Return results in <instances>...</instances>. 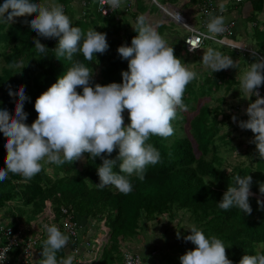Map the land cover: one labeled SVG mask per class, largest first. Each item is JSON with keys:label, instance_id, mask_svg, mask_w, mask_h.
<instances>
[{"label": "clouds", "instance_id": "1", "mask_svg": "<svg viewBox=\"0 0 264 264\" xmlns=\"http://www.w3.org/2000/svg\"><path fill=\"white\" fill-rule=\"evenodd\" d=\"M235 1L241 3L245 0ZM97 2L98 9L104 16L120 9L126 12L129 7V0ZM177 3L160 5L165 18L155 27L149 23L154 17L147 15V20L142 14L131 24L138 34L132 38L130 46L122 44L117 49L119 56L128 61V70L122 71V83L93 85V71L84 63L74 61L55 83L37 97L34 107L38 115L31 125L26 123L28 114L24 111V104L29 97L26 96L24 86H20L17 92L9 88V96L18 95V100L14 115L7 109H0V133L6 137L4 147L7 153L6 167L0 168V181H4L11 173L28 182L42 171L43 163L58 166L71 164L85 160V154L94 160L99 157L102 161L97 167L98 189L113 186L126 195L133 187L129 177L135 174L140 180L145 178L147 166L161 161L160 152L147 141L152 136L167 139L174 135L171 122L177 118V110H187L183 95L187 85L197 78V73L187 68L181 58L175 55L174 48L167 45L157 31L158 26L171 19L189 28L183 41L186 47L189 44V51H194L198 47L187 39L195 31H204L205 20L209 18L206 23L207 32L201 35L211 40L217 36L221 40V34L226 30L225 24L229 23L222 15L226 10L225 5L219 4L218 10L212 0H207L204 4L214 9L208 15L201 9L195 13L201 19L202 28L197 29L194 14L183 12ZM105 5L111 9L108 13H103L100 9V6ZM25 16L32 17L25 23L37 33V37L58 38L56 47L52 49L57 59L72 61L74 54L79 52L85 60L91 62L94 55L104 54L109 48L106 33L96 29H88L85 33L79 27L72 26L61 5L35 3L33 0H4L0 4V22L14 23L16 18ZM173 37V44L176 45L178 37ZM180 39L182 43V38ZM33 43L38 53L47 56L46 45L39 38H33ZM229 44L255 52L244 47L242 42ZM202 64L213 73L238 68L231 57L212 48L204 52ZM8 67L17 69L16 73H19L25 66L13 61ZM239 80L241 92L257 97L245 110L248 119L239 121V127L252 131L254 139L251 142L256 145L260 159L264 160V95L261 97L258 91L264 85V58L253 62L239 76ZM78 88H82V93L77 91ZM125 110L130 120L128 124H125L123 115ZM232 119L236 122L237 118L233 115ZM117 149L116 157L109 158ZM117 166L119 172L114 170ZM233 180L234 185H229L222 200L218 202V207L225 211L235 207L244 214L251 215L249 198L253 195L252 176L242 177L237 174ZM259 191L264 194V183L260 184ZM257 203L264 208V200L258 199ZM44 213L47 214L48 210L37 214V219ZM189 229L190 234L183 239L194 244L195 248L179 257L181 264H233L221 239L215 236L208 238L195 226ZM42 230L46 233V239L43 241L39 264H58L56 253L67 246L70 235L62 233L55 224H44ZM104 237L103 240L106 239ZM177 238H181L179 231ZM261 247L264 248V245ZM141 254L144 258L143 251ZM34 257L33 254L30 264ZM5 259L6 253L0 254V262ZM59 264H72V258L62 259ZM239 264H264V252L257 249L254 255L245 254Z\"/></svg>", "mask_w": 264, "mask_h": 264}, {"label": "trees", "instance_id": "2", "mask_svg": "<svg viewBox=\"0 0 264 264\" xmlns=\"http://www.w3.org/2000/svg\"><path fill=\"white\" fill-rule=\"evenodd\" d=\"M72 1L58 0L56 3L63 6L64 13L71 20L72 26L79 27L85 33L88 29L106 33L108 50L104 54L94 55L91 62L85 60L83 54L79 52L74 54L72 61L65 58L57 59L53 55L52 49L56 47L58 38L37 37V33L30 28L29 24L25 23L26 20L30 21L31 16L18 17L14 23L0 22V109H7L10 114H15L18 95L9 96V88L13 92H17L23 85L26 96L29 97L24 104V111L28 114L26 123L29 125L38 115L34 107L37 97L55 83L72 66L74 61L84 63L93 71V85L95 83H122V71L128 70V61L119 56L117 49L122 44L130 46L132 38L138 34L132 28L130 19L121 17V14H118L120 10L114 11L109 16H104L98 9L97 0H83V11L77 17V11L74 9L75 4L73 5ZM3 2L4 0H0V4ZM33 2L49 3L47 0H33ZM202 2L199 0L198 5H202L200 4ZM249 2H252V15L247 20L246 30L248 33L254 30L253 35L255 32L258 35L264 34V24H260L262 19H257L258 15L255 13V11H262L264 0H249ZM91 3L96 5V10L102 19L98 20L94 12L89 10ZM205 8L206 5L203 4L201 10L205 12ZM125 13L122 10V15ZM138 16V12L135 11L132 15L135 22ZM228 24L233 29L232 34H223L220 37L221 40L218 41L207 39L201 47L208 42H219V45L229 46L239 57H248V54L255 53L229 44L240 42L236 38L238 32L235 22ZM165 30V24L158 26L157 31L161 36L165 35ZM33 38H39L41 43L46 45L47 56L44 57V54L37 52ZM165 41L169 47L174 48L175 55L180 58L176 45L171 40ZM255 41L257 42L256 39ZM182 43H184L183 38ZM243 46L246 47L245 43ZM201 47L194 51H189V48L186 47V50L195 53L198 50L201 51ZM222 54L224 55L223 52ZM258 55L264 58L263 54L258 53ZM257 57V61H259L260 57ZM241 60L243 59L240 58L234 62L240 65L242 64V62L239 63ZM13 61L23 63L25 67L21 72L16 73L17 69L8 67ZM181 61L187 67L183 59ZM189 69L193 71V69ZM233 69L235 68L215 72V78L220 80L224 75L225 78L230 76L229 80L232 79L231 82L235 83L233 80L235 78L234 71H228ZM96 70L100 71V79L95 76ZM203 72L208 76L213 74L211 70H203ZM77 91L82 93V88H78ZM259 94L263 96L264 90L262 89ZM186 95L187 91L184 92L183 102L188 105L191 97L186 98ZM125 111L124 117H127L125 124H128L130 120L127 110ZM222 113L225 114L223 118L220 117ZM232 117L233 114L227 113L222 106L203 105L191 118L186 116V112L177 110V118L171 122L174 135L167 139L152 136L147 141L160 152L161 161L156 165L147 166L143 180H140L135 174L129 177L133 187L132 191L126 195L118 192L113 186H107L102 190L98 189L96 187V183H99L97 167L102 161L99 157L94 160L85 154V160L71 164L65 163L58 166L42 162V171L28 182H25L24 178L19 175L9 173L4 181H0V210L8 202L18 198L27 203H38L35 209L42 208L41 211H38L40 213H43L46 208H50L52 217L50 216L46 221L49 220V223L61 226L63 230H65L64 223L67 219L72 223L76 222L79 229V220L81 219L86 220L88 228L91 226L101 227L100 229L106 235L105 246L111 247V250L108 255V248L104 246L105 250L101 254L103 259L100 256L98 264H107L110 258V264H116L122 258L123 251L120 248H123V241L130 240L133 236L137 237L143 229L148 231L149 223L153 222L154 224L164 214L173 219L182 212L190 214L193 226L202 230L206 237L215 236L221 239L226 246L228 258L233 264H239L243 255H254L260 244H264V208H261L257 203L258 199L264 200V194L259 191L260 184L264 183V160L260 159L256 145L251 142L254 138L248 139L246 131H242L239 132V135H244L246 140L248 139V142L250 140L253 144L252 146L249 144L253 151L247 149L244 153L250 161L245 163L243 159L232 166L230 163L226 164L220 151V145L223 144L220 140L227 138L228 143L225 142V145L229 147L230 141L237 139V135H233L232 130L222 131L223 126L232 121ZM187 123H189L191 133L186 132ZM193 127L198 132V136L194 133ZM5 141L6 137L0 133V168L6 167ZM230 148L235 149V147ZM117 154L118 149L109 158L114 159ZM208 155H210L209 158ZM114 170L119 172L118 166ZM237 174L242 177L252 176L251 192L253 195L249 198L252 208L251 215L244 214L235 207L227 211L218 207V202L222 200L229 185H234L233 177ZM39 197L42 202L48 201L41 205L37 200ZM117 221L124 222L120 229L115 225ZM179 226L183 228V225ZM9 227L13 229L14 235L21 237L23 241H27V238H24L27 231L36 232V228L31 225V222L24 229L17 217H13ZM18 231L21 232V235H18ZM185 234L190 233L185 231ZM8 241L9 239L5 237V242ZM157 242L152 245L146 244V251L149 248H155ZM164 245L167 246V242ZM189 248L194 249L195 245L192 244ZM261 252H264V248ZM148 253L147 251V256ZM182 254L184 252L180 253L179 257ZM151 255V260L143 258L142 264H150L149 261L157 264H181L180 259L164 256L163 259L157 260L156 252H151Z\"/></svg>", "mask_w": 264, "mask_h": 264}, {"label": "rangeland", "instance_id": "3", "mask_svg": "<svg viewBox=\"0 0 264 264\" xmlns=\"http://www.w3.org/2000/svg\"><path fill=\"white\" fill-rule=\"evenodd\" d=\"M93 1V0H90ZM49 3H56L54 0H47ZM178 2V0H129V7L126 11L127 14L122 15V9L118 12V14H121V17L130 19L129 16H132L135 11L138 12L139 15H144L147 18V15L150 14L149 16L154 17L149 23L152 26H156L158 23H162L164 19V15L162 13L160 5H167L168 3H175ZM74 5V3L72 2ZM75 7V8H74ZM73 8L77 11V17H79L83 11V1L80 3L75 4ZM77 8V9H76ZM79 8V11H78ZM89 10L91 12H94L95 16L97 19H102V16H100L96 10V5L94 3H91V6L89 7ZM255 13L258 15L257 19L259 18L260 12L255 11ZM148 20V18H147ZM194 21L195 23V28L201 29V19L199 14H194ZM131 22V20H130ZM264 24V20L262 22L260 21V24ZM166 24V30H165V35L163 34L162 37L164 40H171L172 42H175L173 39V36H177L176 40V48L179 50L180 53V58L181 60L183 59V62L187 64V67L193 69L194 72L197 73V78L191 81L187 87V95L186 98L191 97L190 103L187 105V110L184 111L186 112V116L188 118H191L194 116V114L197 112L199 108H201L203 105H209L210 107L213 106H222V108L225 109L227 113H231L236 116V122L230 121V123L225 124L223 126L222 131L226 132L229 129L232 130L233 135H237V139H234L230 141L229 147L225 145L227 142V138L220 140L223 144L220 145L221 147V154L224 156L226 160V164L230 163L231 166L242 161L244 159L245 163H248L249 157L244 155L245 151L247 149H251L253 151L249 144L252 146L253 144L248 142V139H253L254 134L252 133L251 130H246V129H241L239 127V121L241 120H247L248 116L246 114V109L249 106L250 103L255 101L257 97L255 95L241 92L240 91V80L239 76L247 70L250 65L258 60L261 59V56L258 55V53L264 55V34L258 35L256 32L254 35L252 33H247V42L245 43L246 47H249L250 49H255V53L249 55L248 57H239L238 55L234 54V50H231L229 46H222L219 45V42H208L204 44L201 47V51L198 50L195 53H190L186 50V46L184 43H181V39L183 38L187 32H189V28L184 27L182 25L177 24L174 20L169 19L168 21L165 22ZM241 34V33H239ZM239 39H243L241 35H238ZM257 40V42L255 41ZM212 48L215 51L223 52L224 55L229 56L233 59V61H238L240 58L241 60L239 63L242 62V64L238 65L239 67L233 70H228V71H234L233 75L235 78L233 79L235 83H232V79L229 80L230 76H227L225 78V75L218 80L215 78V72L213 74H203V70H209L205 68V66L202 64V57L204 52ZM242 56V55H241ZM249 56H252L251 58ZM238 59V60H236ZM251 63V64H250ZM95 76L100 79V71L96 70ZM211 76V77H210ZM264 90V85H261L258 88L259 93L261 90ZM262 96V95H261ZM224 100V101H223ZM192 106V107H190ZM126 112V111H125ZM123 113V115H126V113ZM225 114H221L220 117L223 118ZM125 121L127 123V117L125 116ZM194 128V133L196 136H198V132ZM180 130V129H179ZM246 131V136L248 139L246 140V137L244 135H239V132ZM186 132H190V127L189 123H187V129ZM226 142V143H225ZM230 147H235L233 150ZM208 158L210 155L207 156ZM259 197V196H258ZM39 203L45 204L46 200L42 202V199L39 197L37 198ZM38 203H27L26 201L20 200L18 198H15L14 200L8 202L4 208L0 210V213L3 214L2 220H0V226H3L4 228H7L9 224L11 223V220L13 217H17L20 219L21 224L23 226L28 227L29 222H31V219L37 220V214L39 213L38 211H41L42 208H37L35 209L36 205ZM41 207V206H40ZM49 216H52V210L47 213ZM82 220V219H81ZM84 220V219H83ZM123 221H117L116 226L120 229L121 224H123ZM183 225V228H180L179 225ZM193 226L192 222V217L190 214H183L180 212L175 218L171 219L167 214H164L159 220L155 221L154 224L153 222H150L148 225V231L147 230H141V233L136 237L133 236L130 238V240H125L121 241L123 248H120L123 253H122V258L119 262V264H124L125 261V252H132L136 253L137 251H140L142 253H145L146 251V245L143 244L146 240V236L148 240L151 238H155L158 240L156 244V248H153L152 251L149 252V255L144 254V258L146 260H151L152 255L151 252H156L157 260L163 259L164 256L168 258H174V259H179V255L182 252H186L188 250H191L189 248L192 243L191 242H185L183 239L185 234V231L190 233L191 231L189 228ZM102 231L101 229L97 230ZM181 233V238H177V232ZM115 232V230H114ZM36 232H33L35 234ZM116 234V232H115ZM151 236H150V235ZM98 238V236H96ZM101 239V238H100ZM114 240V238H113ZM167 242V246L164 245V243ZM95 246H98V243H94ZM140 244V247H139ZM143 244V245H142ZM261 245H264L263 243L260 244L259 250L262 251ZM102 246V245H101ZM107 247V246H106ZM183 247V248H182ZM111 247L107 249V254H110ZM101 251L103 252L104 249L96 250L95 252ZM148 251V250H147ZM99 252V253H101ZM95 256V255H93ZM103 256V255H102ZM101 256V258H102ZM99 257L95 256L90 262V264H98L100 261ZM111 258L108 259L107 264H110ZM151 264H157L156 262H153Z\"/></svg>", "mask_w": 264, "mask_h": 264}, {"label": "crops", "instance_id": "4", "mask_svg": "<svg viewBox=\"0 0 264 264\" xmlns=\"http://www.w3.org/2000/svg\"><path fill=\"white\" fill-rule=\"evenodd\" d=\"M54 1L56 3H58V0H54ZM81 1H83V0H73L72 2L77 5V3H80ZM202 1L203 2L200 4L203 5L207 0H202ZM208 1H211V0H208ZM212 1L216 5L218 10H219V4L223 3L225 5L226 10L222 13V15L225 18V21L226 22H235L236 31L238 32V35H241L243 37V39H240L239 42H242V43L247 42V44H248V40H247L248 30H246V29H247V20L249 18H251V15H252V13H251L252 2H249L248 0L242 1L241 3H236L235 0H212ZM198 3H199V0H197V1H195V0H178L177 5H179L178 8L180 10H182L183 12L195 14L196 12L200 11L201 6H202V5H198ZM125 5H127L126 2H125ZM78 11H79V8H78ZM149 15L150 14H148V16ZM259 18L264 20V7H263L262 11L260 12ZM130 20H131V24L135 23L132 16H130ZM253 31H251L249 33H252ZM239 33H241V34H239ZM238 35L236 37L237 39H239ZM46 210H48V212L51 211L50 208H46ZM39 214L40 213H38V215ZM1 216H3V215L0 213V217ZM50 216L48 214L44 213L42 215V217L40 216L37 220L31 219V225L36 228V233L33 234V232L27 231L25 238L37 237L38 241H39V245L36 246V251H34V256H35L34 260H32L31 264H39L40 259H42V246H43V241L46 239V233L42 230V226L44 224L52 225L51 223H49V220L46 221V219L49 218ZM79 221H80V229H79L80 234H79V240L78 241L74 240L71 236H69L68 233L65 230H63L61 226L55 224L61 230L62 233L69 236V241H68L67 246L64 247L63 249H61L60 252L56 253V259H57L58 264L62 259H67L69 257L72 258V264H90V262L92 261L91 258H93L97 255H98L97 257H100L101 254H103V252H101V251L95 252L96 250L104 249V246L106 244V243H104L105 241L103 240V237L106 235L102 231H98V232L96 231V230H99L101 227L99 228L96 226H91V228H88V226L86 225L87 222H85L86 221L85 219L84 220L82 219ZM21 226L24 229L26 228V226H23L22 224H21ZM96 236H98V238H96ZM94 241L96 243H98V246L97 245L95 246V244L93 243ZM156 241H158V240L155 238H151L150 240L147 239L145 241V243H143V244L152 245ZM152 249L153 248H149L148 252H150V250H152ZM12 252L15 253L16 251L12 250ZM99 252H101V253H99ZM144 254L146 255L147 251H145ZM93 255H95V256H93ZM16 259H18V258H16ZM119 262H117L116 264H119ZM149 263L151 264V261H149Z\"/></svg>", "mask_w": 264, "mask_h": 264}, {"label": "built area", "instance_id": "5", "mask_svg": "<svg viewBox=\"0 0 264 264\" xmlns=\"http://www.w3.org/2000/svg\"><path fill=\"white\" fill-rule=\"evenodd\" d=\"M100 9L103 13H108L109 11H111V9L107 7V5H105V7L100 6ZM213 9L214 8L212 6L206 5V14L208 15V13H211ZM208 20L209 18L203 22L204 31H195V34L187 39L191 44L196 45L198 49L207 40L203 35H201V33L207 32L206 23L208 22ZM225 28L226 30L223 33L224 35L233 33V29L229 24H225ZM223 34L221 35L223 36ZM213 40L218 41L220 39L217 36ZM188 48H190L189 44ZM64 229L70 236H72L74 240H79V228L77 227L76 222L72 223L67 219L64 223ZM18 235H21L20 231H18ZM5 237L9 239L8 242H5ZM37 245L38 241L36 238L31 237L27 238V241H23L21 237L14 235L13 229L11 227L4 228L0 226V254L6 253V259L3 262H0V264H30L31 258L34 254L33 250ZM12 249H15L17 254H13ZM143 260V255L141 253L128 252L126 255L125 264H142Z\"/></svg>", "mask_w": 264, "mask_h": 264}]
</instances>
